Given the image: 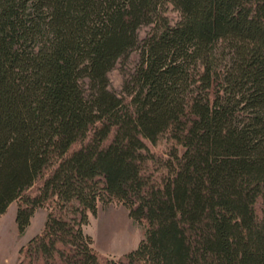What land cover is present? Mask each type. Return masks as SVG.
<instances>
[{"label":"trees","instance_id":"trees-1","mask_svg":"<svg viewBox=\"0 0 264 264\" xmlns=\"http://www.w3.org/2000/svg\"><path fill=\"white\" fill-rule=\"evenodd\" d=\"M12 202L20 235L46 210L18 264H264V0H0ZM112 203L143 228L116 258L83 230Z\"/></svg>","mask_w":264,"mask_h":264},{"label":"rangeland","instance_id":"rangeland-1","mask_svg":"<svg viewBox=\"0 0 264 264\" xmlns=\"http://www.w3.org/2000/svg\"><path fill=\"white\" fill-rule=\"evenodd\" d=\"M144 31L145 28H141L139 35L142 36ZM136 59L137 53L132 52L124 64L108 73L109 87L116 94L120 93L125 71L132 69ZM15 212L16 203L12 202L0 216V264H18L19 249L40 232L46 216L44 208L37 209L26 230L20 235L15 224ZM83 230L91 237L92 246L98 254L110 258L135 249L143 236L141 224L134 221L127 209L117 203L99 205L96 215L89 216Z\"/></svg>","mask_w":264,"mask_h":264},{"label":"bare ground","instance_id":"bare-ground-1","mask_svg":"<svg viewBox=\"0 0 264 264\" xmlns=\"http://www.w3.org/2000/svg\"><path fill=\"white\" fill-rule=\"evenodd\" d=\"M104 225V224H103ZM106 226V225H105ZM103 227V226H102ZM106 229V228H105ZM106 233V232H105ZM109 234V233H108Z\"/></svg>","mask_w":264,"mask_h":264}]
</instances>
